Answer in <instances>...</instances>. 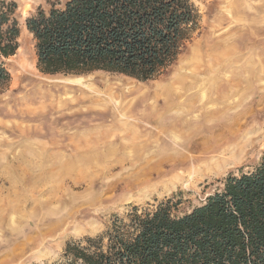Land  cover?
<instances>
[{"label": "rangeland", "instance_id": "1", "mask_svg": "<svg viewBox=\"0 0 264 264\" xmlns=\"http://www.w3.org/2000/svg\"><path fill=\"white\" fill-rule=\"evenodd\" d=\"M11 1L19 48L0 87V264H50L68 240L101 234L133 205L172 198L183 213L259 161L264 0H195L198 29L176 62L146 81L41 73L24 20L64 0ZM230 126L242 138L220 140ZM234 142L231 153L218 150ZM211 155L221 157L193 170Z\"/></svg>", "mask_w": 264, "mask_h": 264}, {"label": "trees", "instance_id": "2", "mask_svg": "<svg viewBox=\"0 0 264 264\" xmlns=\"http://www.w3.org/2000/svg\"><path fill=\"white\" fill-rule=\"evenodd\" d=\"M15 9L0 0V87L19 48ZM199 21L195 0H64L37 7L24 24L43 74L146 81L176 62ZM176 206L172 198L130 206L101 234L68 240L50 264H264V152L199 204L183 213Z\"/></svg>", "mask_w": 264, "mask_h": 264}, {"label": "bare ground", "instance_id": "3", "mask_svg": "<svg viewBox=\"0 0 264 264\" xmlns=\"http://www.w3.org/2000/svg\"><path fill=\"white\" fill-rule=\"evenodd\" d=\"M193 69V68H192ZM181 78V77H180ZM77 79H81V78H77ZM188 80V79H187ZM172 86H174V85H172ZM176 87V86H175ZM177 89H179V87H176V92H177ZM185 91V90H184ZM183 93V92H182ZM190 95V94H189ZM197 95V94H196ZM191 96V95H190ZM173 97V96H172ZM185 97V96H184ZM187 97H188V95H187ZM186 97V98H187ZM210 97V96H209ZM208 97V98H209ZM200 98H202V97H200ZM211 100V99H210ZM109 101V100H108ZM222 101V100H221ZM230 101V100H229ZM180 102H182V101H180ZM167 103V102H166ZM202 103V102H201ZM180 104V103H179ZM212 104H213V102H212ZM226 105H227V103H226ZM208 107V106H207ZM203 108V107H202ZM212 108V107H211ZM33 109V108H32ZM233 110V109H232ZM194 111V110H193ZM206 111V110H205ZM180 113V112H179ZM122 114V113H121ZM182 115V114H181ZM192 119V118H191ZM196 119H199V118H196ZM198 121V120H197ZM204 124V123H203ZM189 125V124H188ZM225 128V127H224ZM192 129V128H191ZM197 129V128H196ZM234 129V127L233 126H230V127H228V128H226V129H224V130H222V132L220 133V140H223V137L226 135V134H228V133H230L229 134V136H228V138L229 139H235V138H239V137H241L242 138V135L243 134H241L240 135V132H239V130L241 129V127H239L238 129H236V130H233ZM202 130V129H201ZM205 131V130H204ZM163 132V131H162ZM193 131H191V133H192ZM174 133V132H173ZM162 134V133H161ZM182 135V134H181ZM248 135V134H247ZM246 137V136H245ZM168 138V137H167ZM202 138V137H201ZM177 139V138H176ZM209 139V138H208ZM228 139V140H229ZM197 140V139H196ZM196 140H195V142H196ZM200 139H198V141H199ZM168 141V140H167ZM197 141V142H198ZM201 141V140H200ZM192 143V142H191ZM225 143H227V139L223 142V143H221V144H219V145H223V144H225ZM237 143L238 142H234V144H232V145H225V146H223L222 148L220 147V148H218V150H222V151H224V150H227L228 152H226V154L227 153H231V151H232V147L235 145V146H237ZM203 144V143H202ZM190 145V144H189ZM192 146H193V144H192ZM200 146V145H199ZM217 147L218 146H216V148L215 149H213L211 152H216L217 151ZM192 148V147H191ZM227 156V155H226ZM221 156H215V155H211V156H208L207 158H205V159H203L202 160V163L199 165V167H197V168H195V169H193V170H206V169H209L211 166H213L215 163H217L218 162V159L220 158ZM201 158V157H200ZM177 162V161H176ZM185 164V163H184ZM193 167H195V166H193ZM191 169V170H192ZM196 170V171H197ZM182 173H184V171H182L181 172V174ZM199 174V173H198ZM177 176H181V175H177ZM62 220H60V222H61ZM60 226V224H58V227Z\"/></svg>", "mask_w": 264, "mask_h": 264}]
</instances>
